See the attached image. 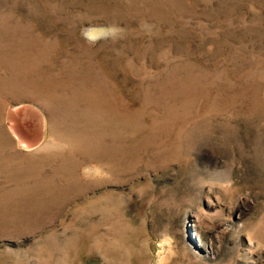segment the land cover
<instances>
[{"label": "rangeland", "instance_id": "1", "mask_svg": "<svg viewBox=\"0 0 264 264\" xmlns=\"http://www.w3.org/2000/svg\"><path fill=\"white\" fill-rule=\"evenodd\" d=\"M0 264H264V0H0Z\"/></svg>", "mask_w": 264, "mask_h": 264}, {"label": "bare ground", "instance_id": "2", "mask_svg": "<svg viewBox=\"0 0 264 264\" xmlns=\"http://www.w3.org/2000/svg\"><path fill=\"white\" fill-rule=\"evenodd\" d=\"M198 217L200 218V220H201V217H202V218H205L204 214H203V215L200 214V215H198ZM208 220H209V219H208ZM253 230H254V229H253ZM259 233H260V232H259ZM253 239H254V238H253ZM260 244H261V243H260ZM214 250H216V248H214Z\"/></svg>", "mask_w": 264, "mask_h": 264}]
</instances>
